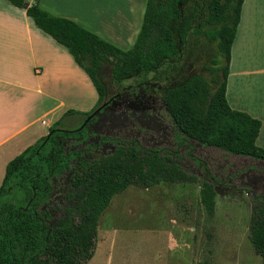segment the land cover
I'll return each instance as SVG.
<instances>
[{
    "label": "trees",
    "instance_id": "trees-1",
    "mask_svg": "<svg viewBox=\"0 0 264 264\" xmlns=\"http://www.w3.org/2000/svg\"><path fill=\"white\" fill-rule=\"evenodd\" d=\"M9 1L26 9L42 31L69 49L95 86L98 104L107 92L105 64L112 66L115 83H122L164 66L174 68L190 38H194L195 48L215 44L212 66H206L210 80L192 74L168 86L163 94L176 139L179 143L195 140L202 146L264 162V148L256 143L261 121L232 109L226 98L232 47L244 0H147L143 24L128 50L72 19L47 12L40 0ZM84 132L54 130L49 138H40L8 163L0 187V264H86L94 255L101 216L115 195L132 185L151 188L199 179L183 167L179 154L174 157L166 148H149L137 142L119 146L115 153L95 160L80 152L67 153L63 138ZM74 156L78 159L77 167H73L72 204L66 207L65 216L50 225V212L41 209L47 200L48 177L56 175ZM210 178L213 181L201 182L200 201L208 215L214 216L217 178ZM250 192L253 212L249 238L264 258V193ZM194 264L214 263L203 259Z\"/></svg>",
    "mask_w": 264,
    "mask_h": 264
},
{
    "label": "rangeland",
    "instance_id": "rangeland-1",
    "mask_svg": "<svg viewBox=\"0 0 264 264\" xmlns=\"http://www.w3.org/2000/svg\"><path fill=\"white\" fill-rule=\"evenodd\" d=\"M189 40V44H195L194 38ZM197 48L192 54L186 49L177 63L180 69L164 66L157 75L168 77L170 85L197 73L210 80L211 72L206 66H212L215 44L210 48ZM103 75L111 94L116 87L111 65H104ZM148 75L154 77L155 74ZM129 82L126 80L123 84ZM87 100L91 102L84 105L93 103V96L91 100L87 96ZM98 102L88 112L95 111ZM88 112L76 111L74 119L63 116L58 122L60 128L53 130L72 131L83 127ZM157 137L153 141L144 139V142L176 147L169 129L164 127ZM73 146L66 141L67 149ZM177 150L183 167L195 173L198 181L162 183L151 188L132 185L115 195L101 216L94 255L86 264H194L203 259H210L214 264H264V258L255 251L249 238L253 212L250 189L264 193L262 161L202 146L195 140L182 143ZM253 167L262 171L251 170ZM211 176L217 178L214 216L208 215L200 201L201 182L211 180ZM65 203L63 183L57 179L51 202L45 205L52 213L50 224L63 215L61 206Z\"/></svg>",
    "mask_w": 264,
    "mask_h": 264
},
{
    "label": "crops",
    "instance_id": "crops-1",
    "mask_svg": "<svg viewBox=\"0 0 264 264\" xmlns=\"http://www.w3.org/2000/svg\"><path fill=\"white\" fill-rule=\"evenodd\" d=\"M146 5L147 0H40L47 12L72 19L123 50L135 43ZM87 96H93L90 105H84L91 102ZM226 98L232 109L261 121L256 143L264 148V0L243 2ZM98 100L69 49L42 31L26 9L0 0V187L12 159L63 116L74 119L76 111L88 112Z\"/></svg>",
    "mask_w": 264,
    "mask_h": 264
},
{
    "label": "flooded vegetation",
    "instance_id": "flooded-vegetation-1",
    "mask_svg": "<svg viewBox=\"0 0 264 264\" xmlns=\"http://www.w3.org/2000/svg\"><path fill=\"white\" fill-rule=\"evenodd\" d=\"M186 46L187 51L192 53L191 51L195 48L193 47L194 43L189 44L188 42ZM183 57L184 52H182L181 59ZM177 63L174 67L176 69ZM162 70L163 68H160L153 72L155 74L154 77L137 74L126 79L130 81L128 84H123L124 81L115 83L116 87L111 94L107 86V92L99 103L98 108L86 115L85 119L87 120L83 128L79 129H83L85 132L79 136L63 138L67 153L80 152L84 157L95 160L115 153L119 146H129L130 142H137L149 148H166L168 152L173 153L174 157H176L178 152L176 147L178 148L179 145L186 143L188 140H183L182 143H179L178 139H176V129L163 103V94L166 88L170 86L169 80L168 77L163 78L157 75ZM164 127L169 129L170 136L176 140L175 148L166 145L152 146L144 142V139L152 141L155 138L158 139L157 136ZM66 141L69 144H74L71 150L66 148ZM98 153L100 155L95 156ZM77 159V156H74L69 164L64 165L56 175L48 177L49 190L47 200L43 203L41 209L49 211L51 216V211L45 205L51 202L54 182L57 179H61L63 183V192L66 198V203L61 206L63 211L61 217L65 216L66 207L72 204L70 195L74 190L73 176L76 172L73 167H77Z\"/></svg>",
    "mask_w": 264,
    "mask_h": 264
},
{
    "label": "water",
    "instance_id": "water-1",
    "mask_svg": "<svg viewBox=\"0 0 264 264\" xmlns=\"http://www.w3.org/2000/svg\"><path fill=\"white\" fill-rule=\"evenodd\" d=\"M81 128H83V127H81ZM81 128H79V129H81ZM58 131H61V129H58ZM53 132H54V130L50 131L49 134H48V136H47V138H49V137L53 134ZM31 202H32V199L30 200L29 204H30ZM26 209H27V208H26Z\"/></svg>",
    "mask_w": 264,
    "mask_h": 264
}]
</instances>
